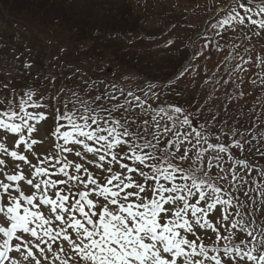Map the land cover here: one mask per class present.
<instances>
[{
	"label": "snow or ice",
	"instance_id": "1",
	"mask_svg": "<svg viewBox=\"0 0 264 264\" xmlns=\"http://www.w3.org/2000/svg\"><path fill=\"white\" fill-rule=\"evenodd\" d=\"M209 28L194 59L225 32L264 34V0H229ZM174 85H3L0 264H264L257 137L170 101Z\"/></svg>",
	"mask_w": 264,
	"mask_h": 264
},
{
	"label": "rangeland",
	"instance_id": "2",
	"mask_svg": "<svg viewBox=\"0 0 264 264\" xmlns=\"http://www.w3.org/2000/svg\"><path fill=\"white\" fill-rule=\"evenodd\" d=\"M44 1L47 0H31L34 5L44 4ZM48 1L50 4L47 6L56 10L61 6L68 11L75 10L82 21L84 18L94 22L95 18L99 17V23L104 24L112 20L109 11L113 4L121 1V9L125 5L126 8H133L137 15L142 13L139 21L141 31L137 35L128 33L125 36L111 35L110 32L105 33L99 29L93 30L91 41L75 42L74 34L78 38L85 35L81 31L73 30L70 31V37L74 39L66 36V41L63 42L60 37L61 26L60 28L56 25L58 31L53 34H41L40 26L32 27L22 19L7 14L4 5L0 4V97L8 95L9 89L19 91L29 86L54 95L59 93L61 88H70L90 80L112 81L134 91L137 86L146 87L150 83L160 85L175 81L173 94L169 96L170 101L175 102L178 99L191 110L184 99L194 87L200 86L204 80L211 83L222 79V64L234 65L233 67L240 64L247 69L236 70L238 87L243 93L239 96L242 99L228 106L223 96L230 90L228 87L231 82L226 85L219 83L214 88L206 84L208 91L205 93H211L212 97L208 94L209 101H199L196 109H200L203 118L216 114L218 122L227 121L229 126L245 132L249 140L256 136L257 140H252V144H258L261 151H264V139H260V133L264 132V81L261 80V77H264V64L257 66V56L264 58V34L259 37L252 35L249 40L244 35L249 32L248 29L225 32L222 39L216 38L220 39L223 51H217L214 47L204 50L202 56L191 58L189 71L182 78L176 79L179 72L187 67L186 60L189 61L192 51L202 50L203 37L206 35L212 38L209 23L214 14L229 0ZM103 3H109V10L100 15L97 8ZM173 17L179 19L174 20ZM94 37L96 40L93 41ZM168 40L173 43L166 46ZM241 57L243 60L251 58L252 63L244 64ZM145 59L154 61V64L150 66ZM173 59L174 64L180 61L181 66L177 68L174 78H170L172 75H168L165 67ZM25 63L31 64L32 67L25 69ZM161 65L163 68L156 67ZM151 72L154 73L148 74ZM145 74L151 77H146ZM158 74L164 79H157L159 76L154 79ZM5 84L9 89L3 88ZM52 89L55 91L52 92ZM175 92H180L181 96L175 97ZM250 155L264 163V158H260L255 152Z\"/></svg>",
	"mask_w": 264,
	"mask_h": 264
},
{
	"label": "trees",
	"instance_id": "3",
	"mask_svg": "<svg viewBox=\"0 0 264 264\" xmlns=\"http://www.w3.org/2000/svg\"><path fill=\"white\" fill-rule=\"evenodd\" d=\"M126 2V0H124ZM155 1V0H152ZM123 2V0H122ZM114 3V2H113ZM111 3V5L113 4ZM121 1L116 2L113 4V7L109 11L112 15V20L111 21H106L107 24L104 23H99L101 21V18L96 17L94 22H90V20H86L83 18V21L81 19L80 15H77V12L75 13V10L68 11L67 9L62 8V6L56 10L52 8V6H47L49 5V1H44V4H36L34 5L31 0H0V4L4 5V10L7 12L9 15L16 16L19 19H22L24 23L31 24L30 26L38 25L41 27V34H53L55 31H58L56 28V25L61 28V39L63 42L66 41V36L70 37L71 33L70 31H81L85 35V37L78 38L74 34L73 36L76 38L75 42L77 41H91L92 39L90 38L91 36L93 37V30H99L100 31H105V33L110 32L111 35H118L122 34L127 36L128 33H132L137 35L139 31H141V25L139 24L140 17L143 16L142 13L138 14L133 11V8H129L124 5L123 9L120 8ZM107 3L106 5L103 3L101 5H98L99 7L98 12L100 15H103L105 12H107L109 9L107 8ZM105 5V6H103ZM56 10V11H55ZM71 13H75L72 14ZM175 18L174 20L179 19L178 17H173ZM26 20V21H25ZM83 22V23H82ZM140 25V26H139ZM28 26V25H27ZM104 28V29H103ZM42 36V35H41ZM64 39V40H63ZM70 39H74L73 37ZM96 40V37H94L93 41ZM98 40V38H97ZM193 52L191 53L190 59L193 58ZM187 61V66L191 63L192 59ZM175 59H173L169 65H166V72H169L168 75H172L170 78H174L175 73L177 72V68H180L181 62L177 61L176 64ZM147 63L151 65L154 64V61L145 59ZM232 62L233 59H231ZM144 65V64H143ZM149 66V65H148ZM227 66V67H226ZM234 66V65H233ZM230 66L229 64L225 65L222 64L221 72L223 78L220 79L219 81L216 80V82H211L209 83L207 80L201 83L200 86L194 87V90L190 91L189 94L186 96V103L189 104L191 110L196 109L197 103L199 101H203L202 103H205L206 101H209V97H212L211 93H205L208 91L206 89V84H209L211 88H214L221 83L222 85H226L225 81H230V87H228L230 90L224 94L223 98L226 101V104L228 106L233 103L238 101L239 99H242L241 96V89L238 87V81L236 80L237 78V71L236 67ZM145 67V66H144ZM142 67V68H144ZM157 68H163V66H156ZM233 67V68H232ZM168 69L170 71H168ZM158 71V70H157ZM156 72V71H155ZM154 72L148 73V74H153ZM146 76V74H145ZM159 76V77H158ZM146 77H151L150 75H147ZM158 77V78H157ZM161 79V76L158 74L154 79ZM164 79V78H163ZM229 82V83H230ZM226 110V109H224ZM233 110V109H232Z\"/></svg>",
	"mask_w": 264,
	"mask_h": 264
}]
</instances>
